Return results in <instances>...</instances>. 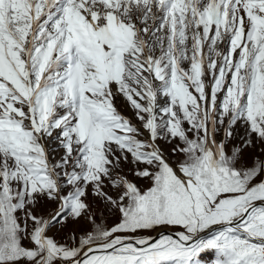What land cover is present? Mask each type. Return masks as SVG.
<instances>
[{"label":"snow or ice","instance_id":"snow-or-ice-1","mask_svg":"<svg viewBox=\"0 0 264 264\" xmlns=\"http://www.w3.org/2000/svg\"><path fill=\"white\" fill-rule=\"evenodd\" d=\"M0 264H264V0H0Z\"/></svg>","mask_w":264,"mask_h":264}]
</instances>
